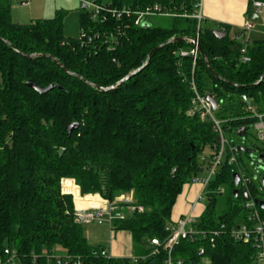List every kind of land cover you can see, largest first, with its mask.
<instances>
[{
    "label": "trees",
    "instance_id": "16d2710c",
    "mask_svg": "<svg viewBox=\"0 0 264 264\" xmlns=\"http://www.w3.org/2000/svg\"><path fill=\"white\" fill-rule=\"evenodd\" d=\"M94 1L132 10L160 4L176 15L168 27L150 22L137 26L124 25L126 20L109 14L107 21L92 20L90 10L82 8L81 32L99 34L83 43L79 37L65 36L61 13L53 19L17 23L10 0H0V37L4 39H0V255L10 249L23 264H57L55 253L66 256L69 264H165L168 250L162 245L152 254L151 239L164 244L171 235L177 199L204 169L199 155L207 145L214 149L218 140L210 120L190 114L192 80L201 94L217 99L218 108L228 94H237L233 111L220 118L227 120L225 132H237L242 126L251 129L255 119L248 116L247 100L264 101V79L252 85L264 73V39L249 44L251 59L243 62L241 33L231 36L229 25L221 24L227 33L219 38L202 21L199 26L193 16L199 0ZM248 12L254 14L253 0ZM118 27L123 29L122 36L109 49L102 36ZM176 36L198 37L223 79L211 72L200 53L195 63L191 54H180L193 47L190 39L165 44ZM161 44L165 45L141 72L108 92L67 73L49 57L28 58L14 49L53 55L71 72L107 87L142 66ZM28 80L58 87L41 94L27 85ZM74 122L79 127L69 133L66 128ZM60 148H64L62 155ZM242 157L238 156V162ZM237 170L226 162L210 181L206 208L195 223L206 234H197L194 240L181 238L171 253L173 264H201L203 257L210 258V264H255L256 247L235 240L230 232L247 219L244 190L251 199H264V170L246 169L247 185L234 196L233 172ZM63 179L79 208L82 195L100 194L114 200L133 192V203L143 211L127 212L123 219L113 220L112 226L128 230L135 256L145 258L134 262L103 256L104 248L91 244L84 225L76 221L73 195L63 193ZM222 184L228 185V195L226 208L220 211V197L226 194V190L217 191ZM257 208L264 218V208Z\"/></svg>",
    "mask_w": 264,
    "mask_h": 264
},
{
    "label": "built area",
    "instance_id": "2783aa9c",
    "mask_svg": "<svg viewBox=\"0 0 264 264\" xmlns=\"http://www.w3.org/2000/svg\"><path fill=\"white\" fill-rule=\"evenodd\" d=\"M17 2L27 3L30 0H16ZM81 3H87L88 9L90 10V17L92 20H101L107 21L109 15L114 17L118 21H122L124 25H128L131 22L137 26H142L144 22H150V17L153 15H168L174 16L175 13L168 11L165 7L160 4H154L146 7L145 9H135L124 7V8H114L103 6L97 4L94 0H79ZM253 4L256 7L257 11L260 12L264 7V2L260 0H253ZM202 1L196 5V11L194 17L199 20V26L203 20L202 15ZM91 8V9H90ZM128 27V26H126ZM253 28L251 22H247L244 26L245 31H250ZM123 29L118 27L116 31L111 33H105L102 37L104 43L108 44L109 49H113L116 44L119 43V37L122 36ZM98 37V33L89 35L86 31H82L79 38L83 43L91 42L93 37ZM101 37V38H102ZM248 42L249 38L244 36L243 46L241 48V59L243 62L250 61V57L247 54L248 52ZM180 54L182 56L192 55L195 60L199 55L198 48L193 46L190 50H181ZM192 89L194 91V97L192 99V108L190 110L191 115H197L202 120H210L213 125V130L218 135L217 144L215 148L212 149L211 160L208 166L209 174L206 178L198 177L196 181L201 183L203 190L199 195V200L204 199V193L208 191V185L212 178L217 175L220 166L223 164V158L225 153L229 154L227 161L230 165H236L238 167L237 172L240 174L241 186L247 185V174L246 169L238 164L239 149L236 143L230 141L226 135L223 128V124L227 120H222L218 118L215 114V108L211 101H209L206 95H203L199 92L196 83L192 80ZM248 116L254 118L255 121L252 124L251 128H254L257 132L258 138L264 140V107H256L253 102L247 106ZM65 179L62 180V191L63 193L72 194L75 198L73 192H68L65 190ZM75 184V181L73 180ZM217 191L223 192L224 189L219 187ZM80 193V192H79ZM208 195V194H207ZM100 202L97 205H89L87 208L78 207L76 209V221L81 224L97 222L98 224L110 223L112 224L115 219H123L127 212H133L135 210L143 211L142 206L135 205L133 192L122 193L117 196L114 200H109L107 198L100 197ZM245 208L248 210L247 219L239 223L235 228L230 232L231 236L237 240L244 243H252L256 247L255 254V264H264V218L260 215L257 205L253 199L247 200ZM196 217L192 214H185L181 216L177 221L171 224V235L166 239L164 244L158 238H152L151 244L155 247L152 251V254H156L160 246L164 245V248L168 250L169 257L166 260L165 264H173L171 253L176 244L179 243L181 238H188L194 240L197 234H206L205 231L197 230L195 228ZM222 230H224L225 225H222ZM220 231H215V234H218ZM214 241V238L211 239ZM61 250V251H60ZM62 252V249L57 250ZM101 254L105 257L110 256L108 250L105 248L102 249ZM200 254H204V249H200ZM54 255V256H53ZM52 256L54 257L57 264H69L70 260L64 256L62 253H55ZM145 256H133L132 260L138 262L139 259H144ZM181 263V261H179ZM0 264H23L17 257L16 253L10 249L5 250L4 255H0Z\"/></svg>",
    "mask_w": 264,
    "mask_h": 264
},
{
    "label": "rangeland",
    "instance_id": "374dc122",
    "mask_svg": "<svg viewBox=\"0 0 264 264\" xmlns=\"http://www.w3.org/2000/svg\"><path fill=\"white\" fill-rule=\"evenodd\" d=\"M11 2V15L12 19L14 22L17 23H31L36 20H48V19H53L56 17L59 13L63 15V26H64V34L67 37H73V38H78L81 34V25H80V16L82 13V3L79 2V0H30L29 2L22 4L21 2H17L16 0H10ZM91 9V8H90ZM171 17L168 15H153L150 17V23L155 26H164L168 27L171 24ZM255 27L252 30V32L247 31L245 36L249 38L248 45L251 44L254 40L259 39H264V27H262V23L260 19H254L253 20ZM235 33V32H233ZM198 38V37H197ZM242 40V39H241ZM243 44V40L241 41ZM237 100V94H228V96L225 97L224 102L220 103V106L218 109H216L215 114L218 118H221L223 116L228 115L232 110V107H235V101ZM264 101L262 102H257L254 101L253 104L256 107H264ZM228 108V109H227ZM244 111L246 110L245 108L243 109ZM247 111V110H246ZM226 137L232 141L231 139H235V143H239L241 141L240 137L238 136L237 132L235 129L233 130H226L225 132ZM247 144H256L258 147L264 149V140H261L257 136V132L255 131L254 128H251L249 132L247 133ZM211 154H212V148L211 146L207 145L203 152L199 155V163L204 167V169L200 173V177L206 178L209 174L208 171V166L211 160ZM229 154L226 152L223 158V164L219 168V173L221 171V168L223 167L224 164H226L227 158ZM245 168V169H252L253 166L251 164L250 158H248L247 154H243V157L241 160H239L238 164ZM254 171V170H253ZM216 175L212 178V181L215 180ZM75 181V180H74ZM76 184V182H75ZM187 187V193L189 194L192 192V188H196L195 185H197V182H190L188 183ZM77 185V184H76ZM80 191L79 185H77ZM228 185L227 184H222L221 188L226 190V194H223L220 197L219 203H218V210H223L226 208V198L228 195ZM82 195V194H81ZM98 195V196H94ZM81 200L83 207V201L85 199V195ZM91 196V199H94V201H97L102 197L100 194H93V195H87ZM183 196V194H181ZM104 198V197H102ZM73 199L74 196H73ZM93 202V201H92ZM100 202V200H99ZM201 206L205 207L207 202H208V195L205 192L204 193V199L201 201ZM75 203V201H74ZM76 205V204H75ZM76 209L78 206H75ZM196 217V216H194ZM198 217H196L197 220ZM108 223H104L102 225L96 223H89V224H84V231L86 236L89 238L90 242H92L95 245H106L107 239H109V229H108ZM147 243V242H146ZM149 246V243L147 244ZM60 252V251H59ZM135 253V252H134ZM110 256L115 257L110 254ZM132 257V256H130ZM201 264H210V258L208 257H203Z\"/></svg>",
    "mask_w": 264,
    "mask_h": 264
},
{
    "label": "crops",
    "instance_id": "0c3cea01",
    "mask_svg": "<svg viewBox=\"0 0 264 264\" xmlns=\"http://www.w3.org/2000/svg\"><path fill=\"white\" fill-rule=\"evenodd\" d=\"M201 1L203 4L202 23L204 27L221 29L222 28L221 24L229 25L230 35L234 36L238 33H241V36L239 38L240 40L241 39L243 40L247 32L244 29V26L247 22H251L253 24V28L249 32H252V30L255 27V24L253 22L254 19H260L262 23L261 25L262 27H264V7L261 9L260 12H258L253 4L254 14L250 16L248 11L251 0H201ZM263 33L264 32L260 34ZM258 40L260 39L258 38ZM193 182H197V181L195 180ZM188 185L189 184L187 183L184 186V189L181 193L183 194V196H181V194L179 195L177 202L173 208L172 222L177 221L181 216L185 214H192L196 217H199L206 208V206L205 207L201 206L202 200H199V195L203 190L202 184L197 182V185H195L196 188L194 189L192 188V192L186 194ZM87 195H93V194H87ZM87 195H85L86 197L83 201V206L85 205L84 206L85 208L89 206L88 204L89 202L94 201V199L90 198L91 196L87 197ZM94 196H98V195H94ZM91 223H96V222H91ZM108 227L110 231L109 239H107V243H105L106 245H100V246L108 250L109 254L115 256L113 258H132L133 256H135L136 251H135L132 234L128 230H115L112 224L110 223H108ZM90 243L93 244L92 242ZM149 246L152 245L149 244Z\"/></svg>",
    "mask_w": 264,
    "mask_h": 264
},
{
    "label": "water",
    "instance_id": "95a60500",
    "mask_svg": "<svg viewBox=\"0 0 264 264\" xmlns=\"http://www.w3.org/2000/svg\"><path fill=\"white\" fill-rule=\"evenodd\" d=\"M25 4V3H22ZM82 8H87L88 4L84 3L81 6ZM213 32L217 35V37L219 38H223L226 35V30L224 29H213ZM0 39L4 40L2 37H0ZM184 39H190V41L192 42L193 46L198 48L199 53L205 58L206 63L209 67V69L211 70V72L219 79H223L218 73L215 72V70L213 69L209 59L207 58V56L205 55L204 51L201 48L200 42L198 40V38H188L185 36H176V37H172L169 41H167L165 44L171 43V42H176L179 40H184ZM165 44H161L159 46H157L156 48H154L148 55L147 60L144 62V64L142 66H140L138 69L130 72L127 76H125L123 79H121L119 82H117V84L111 85V86H99L94 84L93 82H90L89 80H87L85 77L81 76L80 74L71 72L57 57L53 56V55H49V54H45V53H25L22 52L20 50H18L16 47H14V49L19 52L20 54L28 57V58H35V57H49L51 59H53L55 61L56 64L59 65V67H61L62 69H64L67 73L69 74H73L76 75L77 77L81 78L83 81L87 82L89 85L91 86H96V88L101 91V92H108L111 90L116 89L119 85L123 84L124 82L130 80L133 76H135L137 73L141 72L145 66L147 65L149 59L153 56V54L158 51L162 46H164ZM13 46V45H12ZM264 79V73L261 75L260 79L253 83L252 85H258L262 80ZM27 85L31 88H34L35 90H37L38 92H40L41 94L47 93L48 91L52 90L55 87H58L57 84H51L49 86H40L38 85L35 81L33 80H28ZM61 87V86H59ZM242 87V86H241ZM207 99L209 101L212 102L213 107L216 109L218 108V101L217 99L212 95V94H207L206 95ZM247 103L250 104L251 103V99L247 100ZM79 127V123L78 122H74L71 125H69L66 130L69 133H72L73 130H76ZM249 130V127L247 126H242L237 130V134L239 137H243L244 134L246 133V131ZM238 149H239V155H243V154H248L249 157H254L258 159V165L257 168L259 171V169H263L264 170V149L260 148L257 146V148H252L249 146H245L244 143H241L238 145ZM59 153L60 155H62L64 153V148H60L59 149ZM175 172V170L173 171ZM233 180L235 182L236 188L234 189V196H238L239 194V185H240V181H241V177L240 174L237 171L233 172ZM261 183H262V188L264 189V175L261 176ZM243 196L246 200H250L251 196L249 195L247 190L243 191ZM256 205H259L261 208H264V199L260 200L258 198L253 199Z\"/></svg>",
    "mask_w": 264,
    "mask_h": 264
},
{
    "label": "flooded vegetation",
    "instance_id": "af4514ba",
    "mask_svg": "<svg viewBox=\"0 0 264 264\" xmlns=\"http://www.w3.org/2000/svg\"><path fill=\"white\" fill-rule=\"evenodd\" d=\"M250 130V129H249ZM249 130H247L246 131V133L244 134V136L243 137H240V139H241V141L239 142V143H237L236 142V144L237 145H239V144H241V143H244L245 144V146H249V147H252V148H257V145L256 144H247L246 142H247V140H248V135H247V133L249 132ZM245 155V154H244ZM248 158H250V157H248ZM251 158H253V157H251ZM251 158H250V160H251ZM258 159L257 158H253V160H251V164H252V166H253V170L252 169H250V171H252V173H254V172H256V168H257V165H258ZM249 170V169H248ZM241 187V184L239 185V187L238 188H240Z\"/></svg>",
    "mask_w": 264,
    "mask_h": 264
},
{
    "label": "bare ground",
    "instance_id": "6f19581e",
    "mask_svg": "<svg viewBox=\"0 0 264 264\" xmlns=\"http://www.w3.org/2000/svg\"><path fill=\"white\" fill-rule=\"evenodd\" d=\"M98 203H99V200H97V201H93V202H89L88 204H89V205H97ZM88 204H87V205H88ZM84 206H85V205H84ZM84 206H83V207H84Z\"/></svg>",
    "mask_w": 264,
    "mask_h": 264
}]
</instances>
